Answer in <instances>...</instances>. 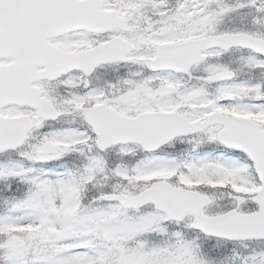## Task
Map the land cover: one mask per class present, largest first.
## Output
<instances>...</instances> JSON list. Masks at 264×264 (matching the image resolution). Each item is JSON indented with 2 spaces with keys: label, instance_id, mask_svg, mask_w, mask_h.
<instances>
[{
  "label": "snow or ice",
  "instance_id": "obj_1",
  "mask_svg": "<svg viewBox=\"0 0 264 264\" xmlns=\"http://www.w3.org/2000/svg\"><path fill=\"white\" fill-rule=\"evenodd\" d=\"M0 264H264V0H0Z\"/></svg>",
  "mask_w": 264,
  "mask_h": 264
}]
</instances>
